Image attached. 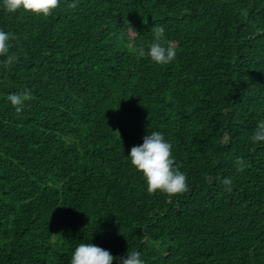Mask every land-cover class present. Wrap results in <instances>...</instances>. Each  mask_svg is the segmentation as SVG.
Instances as JSON below:
<instances>
[{"label": "trees", "instance_id": "obj_1", "mask_svg": "<svg viewBox=\"0 0 264 264\" xmlns=\"http://www.w3.org/2000/svg\"><path fill=\"white\" fill-rule=\"evenodd\" d=\"M71 2L0 8V264H69L86 242L145 264H264V0ZM159 26L168 65L133 51ZM24 92L18 113L7 98ZM152 131L186 192L149 193L127 160Z\"/></svg>", "mask_w": 264, "mask_h": 264}, {"label": "clouds", "instance_id": "obj_2", "mask_svg": "<svg viewBox=\"0 0 264 264\" xmlns=\"http://www.w3.org/2000/svg\"><path fill=\"white\" fill-rule=\"evenodd\" d=\"M77 3L78 0H72L68 6L76 8ZM60 4L61 0H0V8L8 13L24 10L44 17L50 15ZM11 38H14L12 33L0 29V56L8 53ZM133 51L140 58L150 59L159 65L172 63L177 55L176 47L166 41L164 26L154 29L147 47L144 44H137ZM16 59L14 55L8 56L7 62L12 64ZM7 99L19 113L23 110L25 101L31 99V96L30 93L24 92L11 94ZM250 139L254 143H264V123L257 127ZM125 156L131 166L142 174L149 193L159 191L171 197L188 190L186 174L174 166L172 145L165 139L163 132L148 133L143 137V142L132 146ZM237 163L242 165V158H237ZM243 170V166L238 168V171ZM222 183L229 186L232 181L225 178ZM74 214L84 218L82 211L77 210ZM113 260H118V264H145L139 250L127 252L126 257L118 258L91 242L78 244L72 251L69 264H112Z\"/></svg>", "mask_w": 264, "mask_h": 264}]
</instances>
